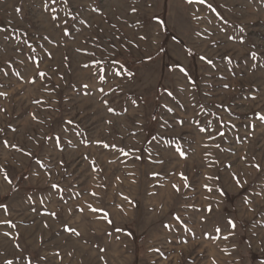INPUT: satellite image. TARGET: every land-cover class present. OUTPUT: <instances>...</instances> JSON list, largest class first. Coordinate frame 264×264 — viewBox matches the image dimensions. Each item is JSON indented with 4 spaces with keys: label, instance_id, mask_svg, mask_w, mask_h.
<instances>
[{
    "label": "rangeland",
    "instance_id": "1",
    "mask_svg": "<svg viewBox=\"0 0 264 264\" xmlns=\"http://www.w3.org/2000/svg\"><path fill=\"white\" fill-rule=\"evenodd\" d=\"M261 117L264 0H0V264H264Z\"/></svg>",
    "mask_w": 264,
    "mask_h": 264
},
{
    "label": "snow or ice",
    "instance_id": "2",
    "mask_svg": "<svg viewBox=\"0 0 264 264\" xmlns=\"http://www.w3.org/2000/svg\"><path fill=\"white\" fill-rule=\"evenodd\" d=\"M188 2L191 3V2H193V0H188ZM200 2H203V0H200ZM261 119H264V117H261ZM229 223H231V221ZM233 227H234V225H233Z\"/></svg>",
    "mask_w": 264,
    "mask_h": 264
},
{
    "label": "trees",
    "instance_id": "3",
    "mask_svg": "<svg viewBox=\"0 0 264 264\" xmlns=\"http://www.w3.org/2000/svg\"><path fill=\"white\" fill-rule=\"evenodd\" d=\"M24 176H25V174L23 175V177H24ZM21 177H22V175H21ZM21 177H20V178H21Z\"/></svg>",
    "mask_w": 264,
    "mask_h": 264
}]
</instances>
